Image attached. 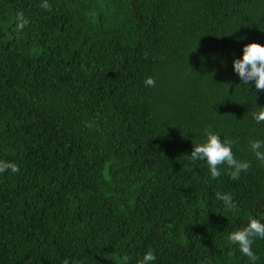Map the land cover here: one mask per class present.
Segmentation results:
<instances>
[{
	"label": "trees",
	"instance_id": "obj_1",
	"mask_svg": "<svg viewBox=\"0 0 264 264\" xmlns=\"http://www.w3.org/2000/svg\"><path fill=\"white\" fill-rule=\"evenodd\" d=\"M41 2L0 0V160L20 169L0 173V264H264V239L255 262L228 242L264 223V91L233 69L264 0ZM205 129L250 162L238 180L189 160Z\"/></svg>",
	"mask_w": 264,
	"mask_h": 264
},
{
	"label": "clouds",
	"instance_id": "obj_2",
	"mask_svg": "<svg viewBox=\"0 0 264 264\" xmlns=\"http://www.w3.org/2000/svg\"><path fill=\"white\" fill-rule=\"evenodd\" d=\"M40 7L44 10L51 11L52 6L48 0H42ZM29 19L23 12H17L15 15L16 30L21 31L29 24ZM233 69L239 76L243 84L248 85L249 82H254L258 90L264 91V44L250 41L243 45L242 58L233 60ZM145 84L150 87L155 86V80L151 77L145 79ZM253 118L257 123L264 122V108L257 113H253ZM206 140L203 143L193 146L189 155V160L195 165L197 162L204 160L207 162L210 170V175L213 179L220 177V168L227 165V175L238 180L242 172H246L250 168V162L238 160L232 150L235 141L232 139H221L220 135L212 132L210 129H205ZM251 151L254 153L257 160L264 164V141L254 140L250 142ZM10 170L12 173L20 171L19 166L15 162L0 160V173ZM217 200L223 202L224 208L227 211H232L236 207V203L230 193H216ZM264 239V223L260 220L252 218L247 226L231 232L228 236L230 244H237L239 251L249 261L255 262L258 257L252 250V245L257 239ZM122 264H128V257L121 258ZM156 260L154 251H146L139 264H152ZM62 264H69L64 260Z\"/></svg>",
	"mask_w": 264,
	"mask_h": 264
}]
</instances>
